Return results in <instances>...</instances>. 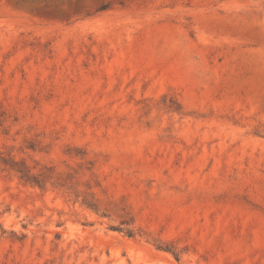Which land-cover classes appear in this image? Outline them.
I'll use <instances>...</instances> for the list:
<instances>
[{"label":"rangeland","instance_id":"rangeland-1","mask_svg":"<svg viewBox=\"0 0 264 264\" xmlns=\"http://www.w3.org/2000/svg\"><path fill=\"white\" fill-rule=\"evenodd\" d=\"M0 264H264V0H0Z\"/></svg>","mask_w":264,"mask_h":264},{"label":"trees","instance_id":"trees-1","mask_svg":"<svg viewBox=\"0 0 264 264\" xmlns=\"http://www.w3.org/2000/svg\"><path fill=\"white\" fill-rule=\"evenodd\" d=\"M107 7H103L102 9H106ZM2 163L4 166L8 167L10 170H13L17 173L20 174L21 180H23L26 184H31V185H40L41 181H39L40 177L43 175H35L32 173V169H30L25 163L23 162H17L14 160H8L5 158H1ZM41 186V185H40ZM97 210V209H95ZM129 234L132 236L133 233L132 231H129Z\"/></svg>","mask_w":264,"mask_h":264}]
</instances>
